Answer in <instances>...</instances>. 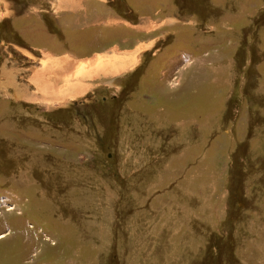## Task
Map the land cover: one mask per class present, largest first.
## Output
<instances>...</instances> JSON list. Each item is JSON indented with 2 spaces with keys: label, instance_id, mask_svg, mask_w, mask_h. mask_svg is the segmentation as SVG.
Segmentation results:
<instances>
[{
  "label": "rangeland",
  "instance_id": "1",
  "mask_svg": "<svg viewBox=\"0 0 264 264\" xmlns=\"http://www.w3.org/2000/svg\"><path fill=\"white\" fill-rule=\"evenodd\" d=\"M57 3L0 0V264H264V0Z\"/></svg>",
  "mask_w": 264,
  "mask_h": 264
},
{
  "label": "crops",
  "instance_id": "2",
  "mask_svg": "<svg viewBox=\"0 0 264 264\" xmlns=\"http://www.w3.org/2000/svg\"><path fill=\"white\" fill-rule=\"evenodd\" d=\"M57 2H58L57 3L58 7L56 10L58 12H56V14L57 13L59 14V12H60L61 16L64 18L71 19L72 17H76V19L79 20L80 17H83V15L85 13H87V12H85L86 9L94 7L95 10L92 12L93 19H96L94 22H96L95 24H101V26H96V27L108 28V26H110V27H111V25L114 26L115 22H118L120 24V26H123L125 28L130 27V23H129V27H127L128 26L127 21L124 20V19H126L125 17L119 16L118 14H116L114 12L113 8H110V7L105 5L109 2V0H62V2L64 4L61 3V0H57ZM103 6H104V8H103ZM80 14H82V15L80 16ZM87 15H88V13H87ZM140 15L144 16L143 13H140ZM56 16H58V15H56ZM75 22L78 23L77 21H75ZM92 24L93 25H91V27L83 28V29H92L93 26L95 25L94 23H92ZM80 28H82V27H79L78 29H80ZM78 29H71V30L74 32H77ZM59 55H61V54H59Z\"/></svg>",
  "mask_w": 264,
  "mask_h": 264
},
{
  "label": "bare ground",
  "instance_id": "3",
  "mask_svg": "<svg viewBox=\"0 0 264 264\" xmlns=\"http://www.w3.org/2000/svg\"><path fill=\"white\" fill-rule=\"evenodd\" d=\"M66 2V1H65ZM98 56H100V55H98ZM105 57H106V54L104 55ZM103 56V57H104ZM134 57V56H133ZM58 60H60V59H58ZM53 61V60H52ZM62 61H65V62H69L70 63V61L69 60H61L60 62H62ZM133 61H135V58H132V60H131V62H133ZM54 62V61H53ZM80 63H83L84 61L83 60H81V61H79ZM79 62L78 63H76L77 65L79 64ZM95 62H96V64H95ZM99 62H103V61H101V59H100V57H96L95 58V61H89V63L88 62H85L86 64H88V65H82L83 66V69H82V67H81V64H80V68H77V65L76 64H74V67H75V69H76V71H77V74L79 73L82 77H85L86 75H87V73H83L85 70L84 69H86V68H90L89 66H91L92 65V67L94 66V68L96 69V70H98V68L97 67H100L102 64H99ZM105 62V61H104ZM63 63V62H62ZM72 63V62H71ZM65 64V63H64ZM54 65V64H53ZM60 65V64H59ZM124 66V65H123ZM122 66V67H123ZM56 67V66H55ZM120 66H115V67H113L114 68V70H119L118 68H119ZM125 67V66H124ZM124 67L122 68V69H124ZM127 67V66H126ZM64 68H65V66L63 67V69L62 70H64ZM113 68H112V70H113ZM74 70V69H73ZM90 70V69H89ZM108 70H110L109 68H108ZM76 71H74V72H76ZM73 72V73H74ZM117 72V71H116ZM114 73V72H113ZM83 74H86L85 76H83ZM90 74H92V73H90ZM90 74H89V76H90ZM75 76V75H74ZM77 77V76H76ZM87 77V76H86ZM70 82H72V81H70ZM77 82V81H76ZM73 83V82H72ZM79 87V86H78ZM77 88V87H76ZM82 88H84V87H82ZM44 90V89H43ZM68 92H69V89H68ZM72 92V91H71ZM70 92V93H71ZM69 93V94H70Z\"/></svg>",
  "mask_w": 264,
  "mask_h": 264
},
{
  "label": "flooded vegetation",
  "instance_id": "4",
  "mask_svg": "<svg viewBox=\"0 0 264 264\" xmlns=\"http://www.w3.org/2000/svg\"><path fill=\"white\" fill-rule=\"evenodd\" d=\"M114 97H116V96H114Z\"/></svg>",
  "mask_w": 264,
  "mask_h": 264
}]
</instances>
